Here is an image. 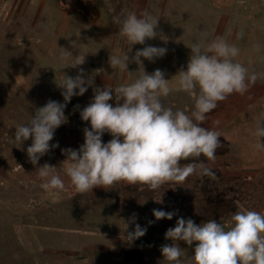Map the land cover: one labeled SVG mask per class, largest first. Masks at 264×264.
Listing matches in <instances>:
<instances>
[{"label": "rangeland", "instance_id": "obj_1", "mask_svg": "<svg viewBox=\"0 0 264 264\" xmlns=\"http://www.w3.org/2000/svg\"><path fill=\"white\" fill-rule=\"evenodd\" d=\"M175 4L174 0H60L59 5L72 12L70 33L62 34L58 32L60 27L50 26L52 13L46 12L34 33L0 39V264H146L147 260L127 243L151 246L162 256L160 247L172 242L164 233L175 225L178 216L192 218L195 223L209 219L227 223L241 206L264 212V163L256 168L242 166L235 161L238 146L220 137L215 161H208L203 155L181 161H204L214 175L193 174L182 181H167L156 189L121 180L76 193L63 171L66 154L61 149H78L83 143V129L90 124L81 120L79 113L91 102L95 87L108 82L115 89L135 79L143 69L151 73L159 68L171 75L184 67L176 65L173 50L151 61L141 57L142 66L138 65L131 57L139 48H127L126 39L119 34V24L118 35L111 33L112 19L142 9L157 18L174 15ZM211 4L214 10L221 3ZM228 8L232 14L261 10L264 0H229ZM58 21L61 23L62 19ZM86 24L89 26L83 32ZM89 29L93 32L88 33ZM155 31L157 35L146 38L144 46H158L159 26ZM61 47L73 54L63 64L58 59ZM123 52L129 56L127 71L112 68L108 62L109 55ZM76 57L84 58V62L73 66ZM81 68L93 84L67 102V122L55 129L49 142H58V147L50 148L34 165L26 153L31 137L19 144L14 139L15 127L27 122L35 108L48 100L63 102L62 89L57 84L63 73L74 77ZM252 86L253 83L249 88ZM185 96L180 101L172 97V104L164 105L190 111L191 101ZM109 139L110 133L102 134V141ZM44 163L61 175L63 190L41 188L36 168ZM153 209L175 214L171 219L157 220ZM136 223L147 231L139 238L129 239L127 234ZM178 243L183 248V264H191L196 242ZM152 264H158V260Z\"/></svg>", "mask_w": 264, "mask_h": 264}, {"label": "clouds", "instance_id": "obj_2", "mask_svg": "<svg viewBox=\"0 0 264 264\" xmlns=\"http://www.w3.org/2000/svg\"><path fill=\"white\" fill-rule=\"evenodd\" d=\"M119 24V34L132 44H144L146 38L157 35V18L147 9L139 14L127 12L122 18H113ZM186 67L177 76L176 86L191 93L198 89L194 106L190 111L175 110L165 106L162 97L169 95V79L163 70L157 68L151 73L143 71L130 82L122 83L115 89L105 85L95 87L91 102L80 110V118L88 121L90 127L83 129L84 141L78 149L62 148L66 154L63 171L69 178L76 193H84L93 186H111L118 181L144 183L156 189L167 181H182L190 175H214L209 164L193 160L182 164L189 157L203 155L208 161H215V150L220 144V131L203 126L207 114L215 109L217 102L227 95L243 94L258 77L235 59L240 49L234 42L223 36L209 40L202 48L194 42ZM258 48L259 45H254ZM58 59L63 64L72 52L61 47ZM163 46L145 45L131 57L142 66L141 57L148 60L165 55ZM84 58L76 57L71 65H80ZM112 68L127 71V52L109 55ZM64 68V67H63ZM79 69L78 74L69 76L63 73L58 86L61 87L63 102L48 100L36 107L27 122L15 127L14 139L20 143L31 137L26 153L35 165L50 148L58 147V142L50 144L55 129L67 122L64 109L71 97L82 95L93 84ZM122 103H109L113 98ZM264 119L255 129V148L264 150L260 137H264ZM218 123V122H217ZM108 132L111 139L102 141V134ZM41 178V188L46 191H59L65 188L61 175L52 165L44 163L36 168ZM153 216L171 219L174 211L153 209ZM151 223V221H149ZM127 227V225H126ZM147 228L136 223L129 232V239L145 234ZM165 238L170 244L160 247L163 259L170 264H183V248L178 241L188 245L196 242L191 255V264H264V212L240 207L230 215L227 223L209 219L195 223L192 218L178 216L173 227L166 229Z\"/></svg>", "mask_w": 264, "mask_h": 264}, {"label": "crops", "instance_id": "obj_3", "mask_svg": "<svg viewBox=\"0 0 264 264\" xmlns=\"http://www.w3.org/2000/svg\"><path fill=\"white\" fill-rule=\"evenodd\" d=\"M60 0H0V39L8 40L19 37L22 34L34 33L40 25V17L46 12L52 13L50 26L61 28L58 32L68 34L71 32V10L66 11L59 5ZM174 15L159 16L157 26L160 28L158 46L174 52L176 65L186 67L190 56V46L199 42L203 46L216 36H223L229 42H234L240 49L235 59L242 63L249 72L264 73V9L248 12L231 13L228 8L229 0H174ZM262 1V0H249ZM199 3V4H196ZM221 3L217 8L211 3ZM129 12V11H128ZM137 14L140 11H136ZM62 19L60 23L58 20ZM111 33L118 35V24L112 19L110 22ZM85 29L83 32L87 30ZM116 27V29H113ZM156 29V28H155ZM89 29L88 33H92ZM238 37H241L238 41ZM243 41V42H242ZM127 48H142L143 44L131 45L126 40ZM259 45L258 48L254 45ZM179 59L181 61H179ZM258 67H261L258 69ZM16 69V68H15ZM165 75L169 79L172 89L166 99L174 97L178 101L185 97L190 99V105L194 106V97L198 89L191 93L182 91L176 86L177 74ZM15 74V73H14ZM16 76V74H15ZM21 78V77H20ZM105 85L112 87L108 82H101L98 87ZM113 98L109 103H122ZM192 109V108H191ZM190 109V110H191ZM264 119V76H258L252 87L243 93L233 92L224 100L218 101L215 109L207 114L202 122L207 128L218 129L220 138L238 146L235 161L247 168H256L264 163V150L255 148L257 138L253 134L257 123ZM218 122V123H217ZM264 125V122H262ZM264 144V137H260ZM133 251L140 253L146 259V264H152L158 260V264H170L149 247L136 246L133 242L127 243Z\"/></svg>", "mask_w": 264, "mask_h": 264}]
</instances>
